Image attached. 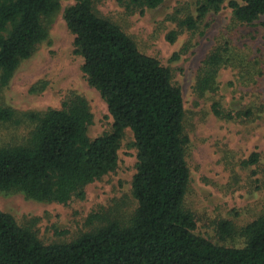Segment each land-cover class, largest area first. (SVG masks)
<instances>
[{"label":"trees","instance_id":"16d2710c","mask_svg":"<svg viewBox=\"0 0 264 264\" xmlns=\"http://www.w3.org/2000/svg\"><path fill=\"white\" fill-rule=\"evenodd\" d=\"M134 1L155 8L163 0ZM194 1L196 16L181 22L190 30L225 2L238 23L252 24L264 13V0ZM94 2L74 0L62 17L82 58L84 78L106 104L110 129L87 135L92 115L78 95L60 108L18 113L26 131L0 144V191L59 203L80 197L88 183L116 168L120 141L129 130L136 150L130 183L135 209L125 222L107 217L61 243L42 242L32 226L0 211V264H264V200L259 215L239 229L240 246L220 245L194 232L195 216L184 206L190 172L182 91L169 68L100 16ZM59 7L58 0H0V90L46 39L45 23ZM229 55L224 43L205 57L195 82L199 95L212 89L216 70ZM15 118L10 107H0L2 122ZM256 161L252 154L243 164ZM98 217L93 213L89 220ZM217 227L221 239L237 232L230 221Z\"/></svg>","mask_w":264,"mask_h":264},{"label":"rangeland","instance_id":"374dc122","mask_svg":"<svg viewBox=\"0 0 264 264\" xmlns=\"http://www.w3.org/2000/svg\"><path fill=\"white\" fill-rule=\"evenodd\" d=\"M58 1L59 10L45 23L46 39L0 90V107L16 112V120H0V144L14 142L24 132L27 122L19 119L20 113L60 108L72 95L88 103L90 138L110 129L106 104L84 78L82 58L74 52L73 36L62 17L74 0ZM94 7L118 24L141 52L169 68L183 96L190 172L184 206L195 216L194 232L220 245L240 246L239 229L259 215L264 200V13L252 24L238 23L225 2L190 30L181 22L196 16L194 0H163L155 8L134 0H95ZM224 43L231 50L230 60L216 70L212 89L199 95L198 70ZM132 141L126 130L116 168L88 183L82 196L59 203L0 191V211L10 213L20 225L32 226L44 243L70 241L107 217L125 222L136 206L130 189L136 153ZM252 154L257 161L243 164ZM93 213L99 217L90 221ZM221 220L230 221L237 232L221 239Z\"/></svg>","mask_w":264,"mask_h":264}]
</instances>
